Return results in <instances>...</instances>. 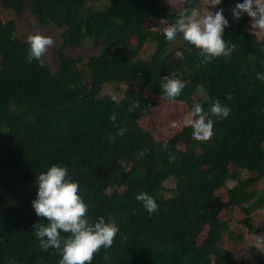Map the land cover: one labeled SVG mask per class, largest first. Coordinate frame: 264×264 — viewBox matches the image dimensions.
<instances>
[{
    "label": "trees",
    "instance_id": "1",
    "mask_svg": "<svg viewBox=\"0 0 264 264\" xmlns=\"http://www.w3.org/2000/svg\"><path fill=\"white\" fill-rule=\"evenodd\" d=\"M89 1L0 0L17 17L28 10L38 26L52 24L60 39L58 66L51 71L45 58L43 67L28 62L16 23L0 19V264H59L55 250L39 247L33 225L46 221L31 206L36 177L53 165L79 183L90 221L111 215L118 225L113 245L101 248L91 264H264L254 243L248 256L237 259L224 247L225 236L235 243L245 237L233 231L230 218L220 219L238 210L237 226L264 232L252 218L264 208V82L256 79L264 74V38L246 30V14L233 19L229 9L243 0L215 6L229 21L222 38L236 50L206 64L184 41L171 50L182 38H165L163 29L176 17L158 0H111L99 11ZM201 2L188 0L174 12ZM157 10L161 24L151 30L146 22ZM86 41L98 46L97 55L86 61L65 56ZM151 44V56L140 58ZM173 73L185 83L174 102L190 109L199 103L207 113L219 98L231 110L226 119L209 117L214 126L207 142L193 140L190 127L158 140L140 126L159 101H167L160 98L161 78ZM107 85L123 87L121 98L101 96ZM137 100L140 107L130 113ZM121 127L129 131L118 136ZM179 144L184 149L178 153ZM222 189L226 201L218 194ZM141 192L154 198L156 214L136 200Z\"/></svg>",
    "mask_w": 264,
    "mask_h": 264
},
{
    "label": "clouds",
    "instance_id": "2",
    "mask_svg": "<svg viewBox=\"0 0 264 264\" xmlns=\"http://www.w3.org/2000/svg\"><path fill=\"white\" fill-rule=\"evenodd\" d=\"M184 4L188 0H182ZM208 9L203 14L195 7H183L174 12L170 7V15H175L173 23L163 29L165 38L171 42L179 36L182 40L197 49L202 57L201 63H210L213 58L229 57L235 50L236 44L225 41L223 32L229 26V21L223 15L224 9H218L214 14L209 11L213 6L220 5L221 0H207ZM234 20L238 21L244 14L250 18V30L264 34V0H243L229 9ZM50 36L39 33L27 36V60L38 62L39 66L45 64L44 55L54 45ZM177 56L183 58L179 51ZM256 79L264 82V74L257 73ZM160 87L163 90L164 100L174 102L181 95L185 83L173 73L161 78ZM225 99L232 100L230 93ZM140 107L139 101H134L128 111L131 113ZM230 108L223 104L219 98L211 101L206 113L201 104H195L185 115L183 124L192 129V139L198 142H207L213 136V119H226L230 115ZM114 126L118 125L115 115L110 117ZM176 128L173 122L170 125ZM129 131L125 127L119 128L117 135L123 136ZM163 147L167 148L165 141ZM148 153L145 148L139 153L144 156ZM170 161L174 159L169 156ZM36 197L31 206L37 217L45 218L46 223L38 222L33 225L39 247L43 251L55 250L59 254V264H91L94 255L101 248L108 249L113 245L118 232V225L111 215L107 220L100 216L96 221L87 218L88 206L79 195V183L73 181L68 170L60 166H51L46 172L40 173L35 179ZM143 209L154 215L158 212V205L147 192L136 195ZM62 233L65 234L62 236ZM254 236V247L264 254V233Z\"/></svg>",
    "mask_w": 264,
    "mask_h": 264
},
{
    "label": "rangeland",
    "instance_id": "3",
    "mask_svg": "<svg viewBox=\"0 0 264 264\" xmlns=\"http://www.w3.org/2000/svg\"><path fill=\"white\" fill-rule=\"evenodd\" d=\"M111 0H92L89 1L87 5H90V7L94 11L102 10L103 8L107 7L110 4ZM182 0H158L159 7H174L175 9H179L182 6ZM198 10L203 14L208 9L207 0H202L201 4L197 7ZM213 14L215 13V6L211 7L209 9ZM161 18V11L158 10L155 12V15L152 17V19L148 20L146 22V27L150 28L151 30H155L161 23L159 21ZM0 19L7 23L9 21H14L17 26V30L15 33V36L23 41H27V36L30 34L39 33L44 36H50L54 40V45L48 49L46 54L44 55V58L48 65L51 68V71H55L58 66V59L56 56L57 50L60 46V39H59V30L53 26L52 24L48 27H40L38 26L33 18L30 16V13L28 10H26L23 14V16L17 17L14 15L11 11H7L2 9L0 5ZM250 21L246 25V30L251 32L250 30ZM256 36L257 40H262L264 38V34L253 32ZM183 46V40H176L175 44L171 48V50L177 49L178 47ZM155 49V45H147L145 48L139 53V57L142 59L148 58L151 56ZM65 56L68 58H80L82 61H86L87 58L91 56H95L98 54V46L92 47L91 43L89 41H86L85 44L80 48H68L64 52ZM123 93V87L121 86H112L107 85L102 89L101 96L105 97H114L117 100L121 98ZM195 101L197 102V98H195ZM195 102V103H196ZM190 110L188 106H186L183 103L180 102H160L157 104V106L153 109V111L145 118L140 120V126L150 131L156 139H167L175 135L177 132H179L184 124L183 119L187 112ZM176 122L177 127L172 128L170 125ZM184 149V146L182 144L178 145L177 152H181ZM233 168H231L232 170ZM254 174H251L252 177ZM170 186H172L170 184ZM232 184L228 185L230 188ZM260 187L262 190H264V182L261 183ZM124 189H121V192H123ZM220 197L226 201V194L224 189L218 193ZM242 217V213L238 210L233 214L226 212V214H222L220 219L228 220L229 218L232 220L231 223L232 229L237 234L242 235L245 237L244 242H233L228 238L227 236L224 237L223 245L226 248H229V250L236 255L239 258V256H248V254H245L248 250V245L251 246L254 242V234L249 233L248 231L244 230L240 226L236 225V221L239 220ZM253 224L260 229L264 231V208L256 211L253 215ZM235 233V235H236ZM264 233V232H263ZM205 237V232L199 237V241L202 242ZM241 256V257H242ZM240 257V258H241Z\"/></svg>",
    "mask_w": 264,
    "mask_h": 264
}]
</instances>
